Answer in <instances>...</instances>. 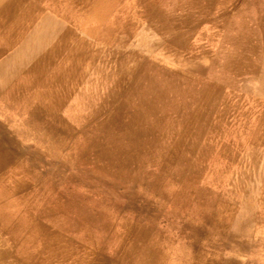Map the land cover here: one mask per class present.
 <instances>
[{
	"label": "rangeland",
	"instance_id": "rangeland-1",
	"mask_svg": "<svg viewBox=\"0 0 264 264\" xmlns=\"http://www.w3.org/2000/svg\"><path fill=\"white\" fill-rule=\"evenodd\" d=\"M19 4L1 69L42 84L0 99L26 183L0 196L24 218L4 259L264 264V0Z\"/></svg>",
	"mask_w": 264,
	"mask_h": 264
},
{
	"label": "bare ground",
	"instance_id": "bare-ground-1",
	"mask_svg": "<svg viewBox=\"0 0 264 264\" xmlns=\"http://www.w3.org/2000/svg\"><path fill=\"white\" fill-rule=\"evenodd\" d=\"M236 2V1H235ZM17 5L20 3V0H2L0 1V12L3 13L5 16H8L7 19H11L13 18V20H16L14 17L15 15H13V10H12V7L14 4ZM5 4V5H4ZM3 5V6H2ZM218 6V5H217ZM18 8L20 9L18 11V14L17 16L18 17H21L23 14H24V10L21 6V4H19ZM32 15V14H31ZM33 16V15H32ZM36 17V16H35ZM148 17V16H147ZM1 18V17H0ZM31 19V18H30ZM11 20V21H13ZM25 20L23 17L20 18L19 22ZM17 22V20H16ZM17 23V25H19L20 23ZM26 25V24H24ZM175 25V24H174ZM13 26V25H12ZM21 26V25H20ZM8 27V26H6ZM23 27V26H22ZM221 27V26H220ZM27 28V27H25ZM199 28V27H198ZM3 30V29H2ZM14 30V29H12ZM22 30V29H21ZM18 31V30H17ZM184 31V30H183ZM4 32V31H2ZM14 34V32H13ZM20 34V33H19ZM182 34V33H181ZM21 35V34H20ZM7 37V36H6ZM11 37V36H10ZM22 37L24 36H19L17 37V33H15V38L13 40V44H15L16 42H19V40L22 41L23 43V47L26 46V42L27 40L23 38L22 40ZM12 38L14 37H11V39L9 38L8 41H7V44H5L3 46V44L1 43L0 44V53H2L4 51V48H9L10 46V41H12ZM3 39V38H2ZM244 39V38H243ZM20 41V42H21ZM211 41V40H210ZM20 48V47H19ZM67 52V51H66ZM16 53V52H15ZM10 61H14L12 58H10ZM8 65V64H7ZM2 67V64H0V99L6 97V94H8V97H9V103H7V105L9 106H19L18 105V102H21L25 105L24 108H26V105L29 104V102L31 101L30 99L28 98H31V97H27L23 94H27V93H31L30 91V87L32 86L31 89H34L35 86H39L42 84V81L40 82V79L34 81L33 84H24L22 82V79L24 78V76L20 75V74H15L13 71H11L9 74H4L3 73V70L1 69ZM35 73V72H33ZM28 74V73H26ZM35 76V75H34ZM15 77V78H14ZM32 78V76H31ZM26 80V79H25ZM26 83V82H25ZM5 86H8L9 88H7L6 90H4L3 87ZM43 92V91H42ZM140 92V91H139ZM23 95V97H22ZM43 96V95H42ZM56 97V96H55ZM41 98V97H40ZM62 98V97H61ZM5 100H8V98ZM38 100V99H37ZM36 100V101H37ZM58 99H56L54 101V103H57ZM4 103V102H3ZM106 103V102H105ZM19 109V107H18ZM16 115V114H15ZM14 115V116H15ZM35 115L36 114H33L31 115V117H34L35 118ZM28 121H31V119H28ZM30 124H33L31 122H29ZM14 149V148H13ZM15 150V149H14ZM12 159H13V155L8 152V151H5L3 147L0 146V196L4 199H6L5 197L6 196H11L10 193L12 192H18V190L20 189L21 185L22 187H25V184L26 183H21L22 180L19 181V179L15 180V179H10V176L14 173V171L12 169H8L6 168V166L12 162ZM42 164V163H41ZM10 166V165H9ZM14 169V168H13ZM24 169V168H23ZM17 171V170H16ZM21 172V171H20ZM19 172V173H20ZM29 173V172H28ZM99 173V172H98ZM235 174V173H234ZM27 175V174H26ZM59 175V174H58ZM231 176V175H230ZM238 176V175H237ZM17 177V176H16ZM23 177V176H22ZM68 177V176H67ZM108 178V177H107ZM10 179V182L12 183V191H8L6 190L7 188H4V187H7L6 184H5V181H9ZM9 183V182H8ZM5 184V185H4ZM29 188V187H28ZM21 194V193H20ZM13 195V194H12ZM73 195V194H72ZM26 196V195H25ZM66 196V195H65ZM21 198V197H20ZM100 202V201H99ZM2 203V202H1ZM12 203V202H10ZM67 203V202H66ZM122 203V202H121ZM5 205V204H4ZM14 205H17L18 206V203L14 204ZM13 204H11L10 206H12V208L10 209L9 205H6V206H2L1 209L3 211H0V264H10L9 262H7L4 258H6V255L9 253L7 252H3V248H2V244L5 242L4 240H2V236L5 237L4 239L5 240H10L11 242H18L17 239L20 237L21 235V232H22V223L24 221V218L23 217H19V215L16 216V214H14V212H11L9 210H14V206ZM9 206V207H8ZM6 209V210H5ZM95 209V208H94ZM14 214V215H13ZM133 214V213H132ZM127 216V215H126ZM80 217V216H79ZM28 220V219H27ZM126 220V219H125ZM90 229V228H89ZM106 234V233H105ZM113 238V237H112ZM106 241V240H105ZM96 242V241H95ZM7 244V243H6ZM39 246V245H38ZM107 247V246H106ZM15 262L19 263L20 261L19 260H16Z\"/></svg>",
	"mask_w": 264,
	"mask_h": 264
}]
</instances>
